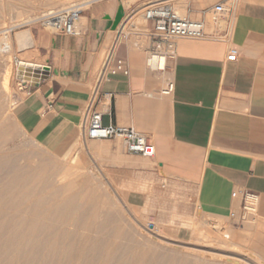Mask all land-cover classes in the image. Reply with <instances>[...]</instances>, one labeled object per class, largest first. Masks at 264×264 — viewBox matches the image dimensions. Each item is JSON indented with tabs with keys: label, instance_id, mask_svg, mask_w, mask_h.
I'll return each mask as SVG.
<instances>
[{
	"label": "crops",
	"instance_id": "1",
	"mask_svg": "<svg viewBox=\"0 0 264 264\" xmlns=\"http://www.w3.org/2000/svg\"><path fill=\"white\" fill-rule=\"evenodd\" d=\"M206 11L192 4L189 15L204 19L207 35L177 38L171 53L151 31L114 25L124 12L119 0L90 3L75 36L30 27L27 46L15 45L17 54L49 67L38 85L22 86L12 108L16 121L39 141L64 133L68 142L79 125L84 135L94 93L104 125L133 127L155 146L151 158L123 145L97 160L107 163L127 205L150 226L173 229L179 241L191 238L198 216L240 213L243 192L264 221V0H237L228 27L207 20ZM232 47L236 59L228 60ZM153 52L166 57L163 68L148 65ZM167 83L172 89L164 94Z\"/></svg>",
	"mask_w": 264,
	"mask_h": 264
},
{
	"label": "bare ground",
	"instance_id": "2",
	"mask_svg": "<svg viewBox=\"0 0 264 264\" xmlns=\"http://www.w3.org/2000/svg\"><path fill=\"white\" fill-rule=\"evenodd\" d=\"M93 1L94 0L85 1V6L83 4L84 8L88 7ZM189 1L190 0H170V4L172 5L173 3L177 9L184 11ZM191 2L194 4L196 1L193 0ZM146 4L147 2L143 3L141 6ZM64 6L61 9L69 8L73 5ZM52 12L54 11H50L47 14ZM47 14L29 17L22 22L38 19ZM85 18L81 17L79 23L82 24L85 22ZM9 30L10 27L0 30L2 35V37H0V51L2 52L11 53L12 50L11 43L5 41L8 40ZM120 30H122V27ZM109 56L110 53L104 58L101 73L107 65ZM165 58L164 55L152 54L148 59V64L154 69L163 68L166 61ZM27 62L23 61L19 64L22 73L41 69L40 65ZM5 79H7V77ZM5 81L7 82V80ZM2 128L0 124V130H2ZM1 135L2 134H0V264H220L223 257L231 258L228 255L213 252L208 253L210 251H206L207 253L205 252L206 255H204L205 253L203 254L201 250L195 252H193V250L191 253L186 252L187 254H179L176 252H169V248L167 251L168 253H160V251H157L159 252L157 253L153 249L154 247L150 246L153 241H151V243L149 242L150 245H148L146 241L143 242V240L137 241L140 237L134 241L131 236L132 232L130 233L129 228L125 226L127 218L125 224L121 223L122 218L120 216L124 213L122 215L114 213L109 205H107L105 201L107 199H102L103 194L101 195L98 190L89 183L91 180L81 179L79 176L72 175L69 169L70 167H66L67 164L65 166L55 161L56 158L59 157L52 160L53 158L50 159V157L47 158L42 155H40V157L37 153L8 150L11 149V147H5L6 141L3 135ZM89 144H94V140ZM99 144L98 146L100 147ZM94 147H96V145ZM18 149L20 148L18 147ZM100 149L101 152H103L102 148ZM103 150L107 151L108 149L103 147ZM72 159H74V157ZM66 162L65 160L64 164ZM143 163H145V161ZM72 166L74 165L72 164ZM74 170L78 172L77 169L74 168ZM91 176L92 175H90V177ZM119 208L121 207L119 206ZM132 219L136 220L135 218ZM217 219H224V217H217ZM127 221L129 222V220ZM136 228L137 227H135L134 230H136ZM138 232L139 231H135L133 233L138 234ZM200 232L199 236L201 235ZM152 233L154 232L152 231ZM219 235L218 245H221L223 248H229L231 245H234L233 233L231 235L229 230H225ZM134 237L136 236L134 235ZM149 237L151 238L150 234ZM161 241L163 242V239ZM171 243L173 244V242ZM152 244H154V242ZM215 244H217V242ZM161 247L162 246H159L157 248L156 246L158 250ZM232 249L233 248H231V251ZM160 250L163 251V249ZM182 251L184 252L185 249ZM188 252L190 251L188 250ZM242 258L243 260H241L243 263L244 260L248 262L253 261L247 259L248 257Z\"/></svg>",
	"mask_w": 264,
	"mask_h": 264
},
{
	"label": "rangeland",
	"instance_id": "3",
	"mask_svg": "<svg viewBox=\"0 0 264 264\" xmlns=\"http://www.w3.org/2000/svg\"><path fill=\"white\" fill-rule=\"evenodd\" d=\"M85 1L87 0H18V1L17 0H0V15L3 14L0 16V30L10 27V30L8 32V40H5V39L4 40L6 42L11 43V46H12L11 53L0 51V124L3 127L2 130H0V132H2L0 134H2L3 137L5 138L4 139L6 141L5 147L7 148L11 147V149H8V150H12V151L19 150V151H24V153H37L39 154V156L42 155L43 157H47V158L50 157V159L53 158L52 160H55L56 157H59V158H56L55 161L65 166L67 164L66 167L67 168L70 167L69 169L71 170L72 175L79 176V178L81 179L92 181V183L91 181L90 182L88 181V182L92 184V186L95 189H97L101 195L103 194L102 199L104 200L107 199L105 201L107 202V205H109V207L114 213H118L119 215H122L124 213L122 216H120L122 218L121 223L122 224H125L126 222L128 223V224L126 223L125 226L129 228L130 233L132 232L133 235L131 234V236L134 241H136L139 237L140 238L137 241H140V240L141 241L143 240V242L146 241L148 245H150L151 241H153L154 244H152L153 243L152 242L150 246L154 247L153 249L155 250V252L160 251V253H163V252L168 253L167 251L169 248H170L169 252H176L179 254L180 253L184 254L186 252L191 253L193 250H194L193 252L197 250L198 251L201 250L203 254L206 251L207 252L210 251L208 253L213 252V253H218L222 255H228L229 257H231V258L223 257L220 264H246V263L247 264H258V263L264 264V221H262L257 216V209H256L255 203L253 205H249L250 206L249 210L242 209L241 212L238 214H235L234 217H228V218L218 220L215 217L198 216L197 223L193 225V232H192L191 238L187 241H179L176 239L175 232L173 229H166V228L160 229L158 226H155V225L150 226L151 221L142 213L140 209L127 205L126 202L124 201L123 194H122L123 187H121L119 184L114 183L110 180L111 178L107 175V170H106L107 163L103 160H97V157L102 155V153H104L103 147L105 148H111L112 146H115L116 148L122 147L123 143L120 139L94 140V144H89L93 142V139H88L84 137V135H82V129L80 127L81 125H79L76 129L75 137L72 138L68 142L65 141V138L67 136L64 133L54 134L49 138L48 141L42 142L34 138L31 134H29L27 130L16 121L12 113V108L17 103V101L23 96L22 83L17 77L16 64L21 63L23 61L24 62L28 61L27 63L42 65V62H37L31 57H24L20 54H17L16 49H15L16 43L14 39V34L16 32L29 29L30 27H34V28L41 27V24L39 22L40 18L31 20L28 22H24V23L22 21H24L25 19H28L29 17H35V16H39L42 14H47L50 11L59 10L63 8L64 5H65L64 7L71 6V5L80 7L82 10V13H81L82 15L83 12L87 8V7L84 8ZM147 1L148 0H119L120 5L124 8V12H123V15L120 17V20H118L116 26H119V29L122 27V32L149 34L151 31V24L150 22H147L143 17V13H144L143 8L145 5L141 6L143 3ZM191 1L193 0L189 1L187 6L184 8V11L177 9L175 4L172 3L173 10L176 12L177 15L180 14L179 16L181 17H189L192 19L193 17L189 15L192 4H193ZM195 1L196 2L194 4H195L196 9H198L199 11H206L218 0H208L209 2L207 0H195ZM74 4H77V5H74ZM9 9H11L12 11ZM211 13L212 12H209L206 15V18L209 21H210ZM197 18L199 19L200 15ZM124 26H126L127 28ZM45 28L53 32L52 29L48 27H45ZM0 37H2L1 33H0ZM152 54L163 55V53H159V52H153ZM152 54H150L149 57ZM6 77L7 79H5ZM5 80H7V82ZM85 132H86V129H85ZM4 133L6 136L4 135ZM98 144L100 145V147L98 146ZM69 145H73V146H69ZM95 145L96 147H94ZM18 147L20 149H18ZM100 148H102L103 152H101ZM73 157L74 159H72ZM92 157H94L93 161H92ZM65 160L67 162L64 164ZM71 162L74 166H72ZM74 168L77 169L78 172H76ZM90 175H92L91 176L92 178L90 177ZM117 200H119L120 202ZM119 206L121 208H119ZM130 217L135 218L136 220ZM126 218L127 220H129V222L126 220ZM135 227H137L136 230H134ZM225 230H229L231 235L233 233L232 237H233L234 245L233 246L231 245L229 248H223L221 245H218L219 244L218 237L220 236L219 234H221ZM135 231H139L138 234L133 233ZM152 231L154 233H152ZM199 232L201 234L200 236H199ZM149 234L151 238L149 237ZM155 234L156 235L162 234V235L156 236ZM134 235L136 237H134ZM163 236L166 238H164ZM207 236H209L210 238ZM146 238L148 241L146 240ZM162 239H163V242L161 241ZM171 242H173V244ZM216 242L217 244H215ZM182 245L186 248H184ZM156 246L157 248L159 246H162V247L159 248L158 250ZM204 246L206 247V249ZM231 248H233L232 251H235V252H232ZM160 249H163V251ZM183 249H185L184 252L182 251ZM188 250L190 252H188ZM206 253L204 255H206ZM242 257H246V258L248 257L247 259H249L250 261L251 260L253 261L248 262L244 260V263H243Z\"/></svg>",
	"mask_w": 264,
	"mask_h": 264
},
{
	"label": "built area",
	"instance_id": "4",
	"mask_svg": "<svg viewBox=\"0 0 264 264\" xmlns=\"http://www.w3.org/2000/svg\"><path fill=\"white\" fill-rule=\"evenodd\" d=\"M236 1L219 0L209 10V12H212L210 20L218 27H221V23H224V27H228ZM81 13L80 7L71 6L47 14L41 17L39 22L41 26L52 29L55 34L75 36L78 34ZM143 17L147 22H150L151 33L156 41L159 44L162 42L166 43L169 53H171L174 40L177 38L201 39L207 35L204 19H191L177 15L170 4V0H148L144 6ZM212 36L216 35L212 34ZM236 55L237 50L232 47L229 49L227 59L235 60ZM19 64H16L17 69L20 68ZM45 67L48 66H41L40 70L45 69ZM20 82L22 86L30 84L29 81L20 80ZM171 89L172 84L167 83L162 93L168 94ZM95 100V94L93 93L85 110L86 132L84 133V137L93 140L120 139L129 154L140 155L145 158H151L155 155V146L147 135L129 126L104 125L101 113L94 108ZM242 195L244 197L242 209L249 210V205H253L255 199L251 195L246 194V192H243ZM234 216L235 214L233 213L231 217Z\"/></svg>",
	"mask_w": 264,
	"mask_h": 264
},
{
	"label": "water",
	"instance_id": "5",
	"mask_svg": "<svg viewBox=\"0 0 264 264\" xmlns=\"http://www.w3.org/2000/svg\"><path fill=\"white\" fill-rule=\"evenodd\" d=\"M121 16H117L115 18V22L114 25H117L118 20H120ZM30 32L28 29L16 32L14 34V39H15V43L17 45V47L19 49H22L23 47L27 46V42L28 40H30ZM49 75V70L48 67H45V69H35L32 71H27L26 73H22L21 72V68L17 69V77L19 80H23V81H29L30 85L32 86H36L38 85L39 81L41 79H46Z\"/></svg>",
	"mask_w": 264,
	"mask_h": 264
}]
</instances>
